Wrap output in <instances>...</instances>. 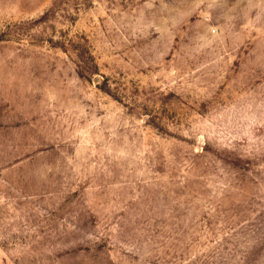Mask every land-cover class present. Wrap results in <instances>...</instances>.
I'll use <instances>...</instances> for the list:
<instances>
[{
  "label": "rangeland",
  "instance_id": "rangeland-1",
  "mask_svg": "<svg viewBox=\"0 0 264 264\" xmlns=\"http://www.w3.org/2000/svg\"><path fill=\"white\" fill-rule=\"evenodd\" d=\"M0 264H264V0H0Z\"/></svg>",
  "mask_w": 264,
  "mask_h": 264
}]
</instances>
